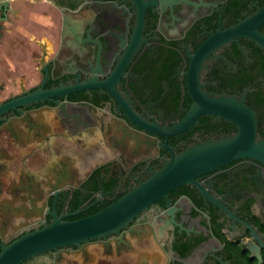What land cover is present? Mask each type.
Instances as JSON below:
<instances>
[{
    "label": "flooded vegetation",
    "instance_id": "af4514ba",
    "mask_svg": "<svg viewBox=\"0 0 264 264\" xmlns=\"http://www.w3.org/2000/svg\"><path fill=\"white\" fill-rule=\"evenodd\" d=\"M41 2L58 23L52 52L41 53L37 82L0 96V105L39 88H100L56 98L80 105L44 101L0 115V250L55 215L77 220L107 208L162 169L170 148L179 154L235 134L234 122L214 114L180 133L167 131L194 103L188 73L199 49L264 8V0ZM61 8L69 10L65 28ZM258 31L264 34V20ZM197 84L218 96L245 95L264 140V48L258 42L245 35L215 45ZM110 86L140 122L116 109ZM53 131L102 145L80 154L78 177L68 176L64 161L48 165ZM111 176L117 179L112 184ZM197 181L201 188L180 186L116 232L22 264H264V163L235 159Z\"/></svg>",
    "mask_w": 264,
    "mask_h": 264
},
{
    "label": "water",
    "instance_id": "95a60500",
    "mask_svg": "<svg viewBox=\"0 0 264 264\" xmlns=\"http://www.w3.org/2000/svg\"><path fill=\"white\" fill-rule=\"evenodd\" d=\"M12 1L0 0V23L7 21L9 14H12ZM66 11L69 10L61 8V12L65 16L64 28L68 22ZM263 20L264 8L253 17L210 38L199 49L196 55L197 64L192 63L188 73L194 103L184 119L167 131L169 134L180 133L191 127L202 115L214 114L234 122L237 125L235 134L222 137L219 140L204 141L188 147L179 154H175L170 148L171 158L166 161L162 169L153 172L152 176L146 181L141 182L139 186L107 208L77 220H64L63 217L59 218L55 215V219L51 224L28 231L9 244H1L0 264H22L41 253L59 250L70 245L80 246L83 243L116 232L156 200L160 198L168 199V194L180 186L195 184L201 188L200 183L197 181L198 177L213 172L235 159L252 158L264 163V140H261L258 136V115L247 104L245 95L242 97L218 96L203 91L197 84L202 61L211 48L218 43L248 35L264 48V34L258 31V27ZM1 36L0 24V38ZM41 63L45 64L44 60ZM45 67L47 69V66ZM88 87L90 86L83 89L69 88L65 91L57 89L44 91L39 88L34 92H26L24 96L0 105V115L8 111L20 112V108L24 105H34L44 101H49L55 105H60V103L80 105V102L67 99L60 102L56 98L86 90ZM90 88H100V85L93 84ZM109 91L117 96L111 86ZM115 100L116 109L124 111L133 122H140L118 96ZM81 104L83 105V103ZM88 105H93V103L90 102ZM93 172V178H97L99 168H95ZM98 180L96 179L99 183ZM116 180V177L111 176L108 183L112 184Z\"/></svg>",
    "mask_w": 264,
    "mask_h": 264
},
{
    "label": "crops",
    "instance_id": "0c3cea01",
    "mask_svg": "<svg viewBox=\"0 0 264 264\" xmlns=\"http://www.w3.org/2000/svg\"><path fill=\"white\" fill-rule=\"evenodd\" d=\"M41 1L13 0L12 14H9L7 21L0 23L1 98L16 93L21 84L26 87L34 85L38 80L37 68L41 53L46 47L52 52L51 39L56 37L58 23ZM44 113L48 120H53L51 112ZM51 142L53 153L47 158L48 165L52 162H66L69 177H78L77 172L81 169L80 154L88 153L96 144L101 145L97 139L86 136L84 142L79 144L73 135L62 131H53Z\"/></svg>",
    "mask_w": 264,
    "mask_h": 264
},
{
    "label": "trees",
    "instance_id": "16d2710c",
    "mask_svg": "<svg viewBox=\"0 0 264 264\" xmlns=\"http://www.w3.org/2000/svg\"><path fill=\"white\" fill-rule=\"evenodd\" d=\"M1 251V250H0Z\"/></svg>",
    "mask_w": 264,
    "mask_h": 264
}]
</instances>
